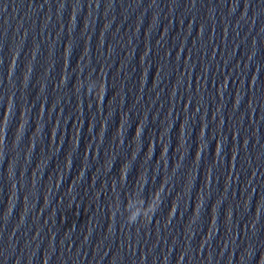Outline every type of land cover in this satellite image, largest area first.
<instances>
[{
    "label": "water",
    "instance_id": "1",
    "mask_svg": "<svg viewBox=\"0 0 264 264\" xmlns=\"http://www.w3.org/2000/svg\"><path fill=\"white\" fill-rule=\"evenodd\" d=\"M0 264H264V0H0Z\"/></svg>",
    "mask_w": 264,
    "mask_h": 264
}]
</instances>
